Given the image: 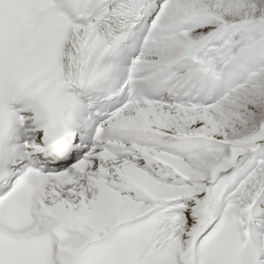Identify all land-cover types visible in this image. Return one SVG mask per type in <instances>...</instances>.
I'll use <instances>...</instances> for the list:
<instances>
[{"label": "snow or ice", "instance_id": "1", "mask_svg": "<svg viewBox=\"0 0 264 264\" xmlns=\"http://www.w3.org/2000/svg\"><path fill=\"white\" fill-rule=\"evenodd\" d=\"M0 264H264V0H0Z\"/></svg>", "mask_w": 264, "mask_h": 264}]
</instances>
